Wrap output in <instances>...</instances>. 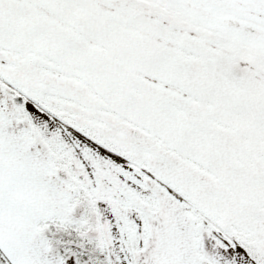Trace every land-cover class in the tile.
I'll return each mask as SVG.
<instances>
[{"label": "snow or ice", "instance_id": "obj_1", "mask_svg": "<svg viewBox=\"0 0 264 264\" xmlns=\"http://www.w3.org/2000/svg\"><path fill=\"white\" fill-rule=\"evenodd\" d=\"M0 264H264V0H0Z\"/></svg>", "mask_w": 264, "mask_h": 264}]
</instances>
